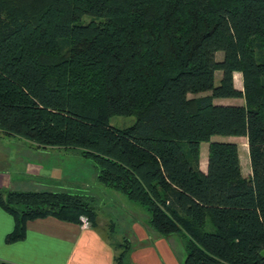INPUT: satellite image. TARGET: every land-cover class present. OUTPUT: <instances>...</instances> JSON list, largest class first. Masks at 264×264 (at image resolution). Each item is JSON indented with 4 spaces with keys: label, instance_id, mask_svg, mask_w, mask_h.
<instances>
[{
    "label": "trees",
    "instance_id": "1",
    "mask_svg": "<svg viewBox=\"0 0 264 264\" xmlns=\"http://www.w3.org/2000/svg\"><path fill=\"white\" fill-rule=\"evenodd\" d=\"M225 97L241 103L214 101ZM113 114L135 120L113 126ZM0 135L78 148L110 200L183 236L181 264H264V0H0ZM214 135L246 137L249 176L237 142ZM93 202L0 187L4 240L37 217L96 223Z\"/></svg>",
    "mask_w": 264,
    "mask_h": 264
},
{
    "label": "crops",
    "instance_id": "2",
    "mask_svg": "<svg viewBox=\"0 0 264 264\" xmlns=\"http://www.w3.org/2000/svg\"><path fill=\"white\" fill-rule=\"evenodd\" d=\"M235 74L240 72H233V80ZM234 85L241 88L240 81L234 80ZM214 101L221 104L241 103V99L235 97L216 98ZM238 138L246 141L245 136L211 137L237 144ZM50 148L59 150L58 147H36L18 136L0 135V187L6 184V177L9 182V176L14 175L12 172L19 169L36 170L47 182L65 176L60 160L68 154H48ZM245 153L246 161H243L238 146L241 174L247 177L250 175L248 150ZM198 166L202 172L206 171L207 145L203 146L201 142ZM144 216L142 213L141 219H132L128 233L123 229L115 231V225H111L113 232L109 235L97 223L90 222L89 226L83 227L80 222L63 221L53 216L37 217L26 221L21 239L5 242L4 237L12 230L14 221L12 215L0 207V264H116L117 245L125 237L129 241L125 264H181L186 253L183 236L179 232L157 234L151 231L144 223Z\"/></svg>",
    "mask_w": 264,
    "mask_h": 264
},
{
    "label": "rangeland",
    "instance_id": "3",
    "mask_svg": "<svg viewBox=\"0 0 264 264\" xmlns=\"http://www.w3.org/2000/svg\"><path fill=\"white\" fill-rule=\"evenodd\" d=\"M219 53V51H218ZM217 54V53H216ZM235 82L240 81L241 75L235 74ZM218 77L216 74L215 82L217 83ZM135 117L133 115H119L113 114L110 116L109 122L113 126H126L134 122ZM204 146L207 145L206 141L201 142ZM239 152L241 154V159L246 161V155L244 153L247 151L246 141L243 138H238ZM48 154H68L60 160L63 164L64 175L54 182H47L42 175L38 174L36 170H16L13 171L14 175L5 178V183L1 187L4 188H18V189H51V190H66L70 192L86 193L93 196L94 205L96 207V217L95 222L98 227L102 228V231L109 235L112 231L111 225H115V231L130 232L133 212L144 210L138 203H133L128 201L124 196L117 195L116 201L110 200L103 191V186L96 179V166L93 159L90 157L83 156L78 148H62L67 149V151L55 150L50 148ZM69 149V150H68ZM47 154V155H48ZM247 154V153H245ZM202 165V160H201ZM11 174V173H10ZM55 174H57L55 172ZM133 209V210H132ZM138 209V210H137ZM130 215V216H128ZM145 215V214H144ZM132 217V218H131ZM146 215L144 216V218ZM113 232V231H112ZM110 236L114 234L110 233ZM119 237V236H118ZM123 241V240H122Z\"/></svg>",
    "mask_w": 264,
    "mask_h": 264
},
{
    "label": "built area",
    "instance_id": "4",
    "mask_svg": "<svg viewBox=\"0 0 264 264\" xmlns=\"http://www.w3.org/2000/svg\"><path fill=\"white\" fill-rule=\"evenodd\" d=\"M80 224L83 226V227H86V226H89L90 225V221L89 219L84 216V215H80Z\"/></svg>",
    "mask_w": 264,
    "mask_h": 264
},
{
    "label": "water",
    "instance_id": "5",
    "mask_svg": "<svg viewBox=\"0 0 264 264\" xmlns=\"http://www.w3.org/2000/svg\"><path fill=\"white\" fill-rule=\"evenodd\" d=\"M262 253H264V250H262Z\"/></svg>",
    "mask_w": 264,
    "mask_h": 264
}]
</instances>
